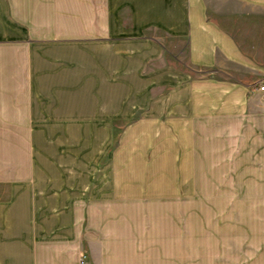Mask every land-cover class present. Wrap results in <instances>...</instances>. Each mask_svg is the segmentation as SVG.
<instances>
[{
  "label": "crops",
  "instance_id": "0c3cea01",
  "mask_svg": "<svg viewBox=\"0 0 264 264\" xmlns=\"http://www.w3.org/2000/svg\"><path fill=\"white\" fill-rule=\"evenodd\" d=\"M262 79L264 0H0V264H264Z\"/></svg>",
  "mask_w": 264,
  "mask_h": 264
},
{
  "label": "rangeland",
  "instance_id": "374dc122",
  "mask_svg": "<svg viewBox=\"0 0 264 264\" xmlns=\"http://www.w3.org/2000/svg\"><path fill=\"white\" fill-rule=\"evenodd\" d=\"M2 126V128H1ZM27 142L28 134L26 133V123L24 118H0V171L4 173L12 172V165L15 159H19L20 168L22 167L23 160L27 156ZM14 161V162H13ZM15 165H18L17 163ZM230 233V232H229ZM228 258H234L235 254H231L233 246L229 245ZM165 257H170L171 245L165 246ZM196 252H193V261L182 262L180 264H219L214 260L216 254L219 253V246L206 247L197 246ZM207 250L211 252L207 253ZM169 251V252H168ZM182 259V255H181ZM164 264H170V261H164ZM226 264H236L235 262H227Z\"/></svg>",
  "mask_w": 264,
  "mask_h": 264
},
{
  "label": "built area",
  "instance_id": "2783aa9c",
  "mask_svg": "<svg viewBox=\"0 0 264 264\" xmlns=\"http://www.w3.org/2000/svg\"><path fill=\"white\" fill-rule=\"evenodd\" d=\"M257 90L258 91H261V92H264V79H262L258 85H257Z\"/></svg>",
  "mask_w": 264,
  "mask_h": 264
}]
</instances>
